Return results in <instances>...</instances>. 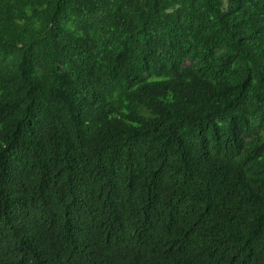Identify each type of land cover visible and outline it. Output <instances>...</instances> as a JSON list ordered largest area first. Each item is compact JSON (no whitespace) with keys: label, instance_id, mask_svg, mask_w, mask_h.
I'll list each match as a JSON object with an SVG mask.
<instances>
[{"label":"trees","instance_id":"1","mask_svg":"<svg viewBox=\"0 0 264 264\" xmlns=\"http://www.w3.org/2000/svg\"><path fill=\"white\" fill-rule=\"evenodd\" d=\"M0 264H264V0H0Z\"/></svg>","mask_w":264,"mask_h":264}]
</instances>
